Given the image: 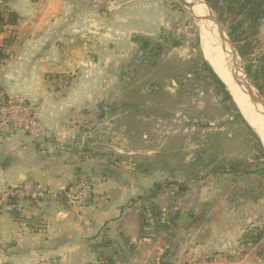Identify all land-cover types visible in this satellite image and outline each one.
Listing matches in <instances>:
<instances>
[{
  "label": "crops",
  "instance_id": "0c3cea01",
  "mask_svg": "<svg viewBox=\"0 0 264 264\" xmlns=\"http://www.w3.org/2000/svg\"><path fill=\"white\" fill-rule=\"evenodd\" d=\"M136 4L144 13L132 9ZM58 6V14L50 18L40 16L35 3L33 9L13 8L20 13L16 25L20 33L0 66V90L8 99L34 106L49 140L37 143L19 131L0 133V198L27 183L43 193L38 199L16 197L13 204L6 198L0 206V264H100V256L112 264H161L164 258H157V247L151 248L149 239L140 236L133 211L137 197L100 169L118 165L116 154L131 155L133 149L123 145L112 149L114 153L109 149L94 155L95 151L80 144L79 121L86 119L81 112L90 113V121L98 120L99 87L120 90L106 100L124 108L123 112L113 116L102 111L105 117L113 116L110 122L121 124V132L130 141V132L146 119V106L160 105L138 101L131 90L139 85L125 78L115 81L111 75L99 81L97 56L129 60L138 55L141 43L154 40L164 29L162 1L121 6L114 16L117 24L106 29L107 25L96 29L100 19L84 17L86 9L75 3L60 0ZM126 9H131L130 17ZM67 10L70 17L64 16ZM113 67L115 72L122 70L118 63ZM70 71L74 79L67 85L52 80ZM102 71L112 73L111 63H105ZM175 104L170 105L171 112ZM83 182L89 191L80 199L76 192ZM241 233L191 238L179 248L174 264H238L226 262L220 254L232 251ZM102 242L107 246L100 248ZM210 255V262L193 261Z\"/></svg>",
  "mask_w": 264,
  "mask_h": 264
},
{
  "label": "rangeland",
  "instance_id": "374dc122",
  "mask_svg": "<svg viewBox=\"0 0 264 264\" xmlns=\"http://www.w3.org/2000/svg\"><path fill=\"white\" fill-rule=\"evenodd\" d=\"M61 1L83 7L86 9L84 17L93 15L100 19L96 29L107 25L106 29L117 24L114 20L116 9L134 2L146 5L148 0H83L88 5L76 0ZM157 1H162L160 12L165 16L166 24L154 40L146 41L156 50L148 55L140 51L129 59L130 62L117 56L110 59L101 55L97 56V61L100 65L99 81L111 75H114L115 81L125 78L139 85L131 90V95L138 101L143 104L146 99L148 103H160L161 106H146V119L133 128L134 131L130 132L133 133L132 138L128 141L119 128L121 124L109 121L122 113L124 108L113 107L106 100L122 91L99 87L98 120L94 117L90 121L91 114L81 112L86 119L79 121L83 129L80 144L95 151L94 155L97 156L102 151L114 153L112 149L123 145L133 149L131 155L116 154L118 165H102L100 169L106 170L102 175L116 180L121 188L137 197L133 211L139 224L150 204L160 213L156 219L158 223L174 218V225L169 230L154 231L149 226L145 231L144 237L149 239L151 248L157 247V258H164L161 264L176 263L179 248L191 238L200 235L208 237L214 232H225L222 236H229L235 230H242V233L232 251L221 253V258L238 264H264V156L255 132L249 131V124L243 116L245 122L237 116L233 106L222 99V94L209 80L201 62L203 59L208 64L203 36L212 34L210 37L216 42L210 39L213 40L210 44L220 46L217 28L214 26L212 31L206 32L210 23H199L176 0ZM59 2L0 0V9H27L35 3L40 16L50 18L58 14ZM195 8L196 15L204 16L198 5L195 4ZM132 9L144 13L137 4ZM126 10L130 17L131 9ZM16 13L19 17L20 13ZM212 13L220 20L227 39L234 44L238 67L264 100V23L260 21L254 29L247 20L239 18L242 19L240 24L234 27L239 21L237 18L227 14L220 17L213 10ZM64 16L70 17V11L67 10ZM31 17H34L33 12ZM16 25L0 33V47L7 50L8 56L19 37L20 31L16 30ZM232 27L231 36L229 31ZM109 62L113 71L105 74L102 67ZM117 63L122 70L115 72L113 65ZM73 75L70 71L60 79L52 80L65 86L74 79ZM15 101L30 104L25 100ZM171 104L176 105L172 112ZM103 109L105 113L112 114V118L103 116ZM32 140L42 143L41 140ZM140 161L141 165L138 164ZM230 166L235 168V173L213 172L216 168L226 169ZM156 183L161 188L151 197ZM145 218L150 221V215ZM243 233L247 239L241 238ZM198 257H194L193 261L206 263L212 259V255Z\"/></svg>",
  "mask_w": 264,
  "mask_h": 264
},
{
  "label": "trees",
  "instance_id": "16d2710c",
  "mask_svg": "<svg viewBox=\"0 0 264 264\" xmlns=\"http://www.w3.org/2000/svg\"><path fill=\"white\" fill-rule=\"evenodd\" d=\"M204 1L220 17H222L223 14H227L228 16L229 15L233 16L234 18H237L238 20L239 18H243L244 20H247L250 26L253 27L254 29L258 27V23L260 21L264 23V0H220V1H215V2L211 0H204ZM18 18L19 17L16 12L11 11V10H1L0 9V33L3 32V30L7 27L15 26L18 22ZM241 20L242 19L237 21V23L234 24V27L237 24L239 25ZM234 27H232L231 30L229 31V34L231 36H232V31ZM173 45H176V43H174ZM140 49L144 55L152 54L153 51L156 50L154 49V46L150 47L147 42L141 43ZM7 58H8L7 50L1 46L0 47V66ZM201 62L203 64L204 70L207 72V76L209 80L211 81L212 84L216 86V89L218 90V92L222 94V99L224 101L229 102L233 106L234 110L236 111L237 116L240 117L243 120V122H245V120L241 117V114L239 113L235 104L233 103L232 98L229 92L227 91V89L225 88V85L223 84V82L218 78V76L215 74L212 68L206 63V61L202 59ZM262 71H264V68L262 69ZM247 74L250 75L249 71H247ZM247 129L249 131H252V129H250L248 125H247ZM256 139H257V143L260 148V151L262 155L264 156L263 146L260 140L258 139V137ZM213 172H217V173H227V172L233 173L234 172L235 173L236 171L234 167L230 166V167H227L226 169L216 168L213 170ZM160 188H161L160 184L158 183L154 184L153 189L151 191V197H153L154 194L157 192V190H159ZM6 202L9 204H13L16 202V197L15 196L7 197ZM145 212H146V215H145ZM145 212H144V215L142 216V221H140V224H139L140 236H146L145 231L149 228V226L153 227L152 230L157 231L159 229L169 230V228L172 225H174L175 220L174 218H171V217L166 222L158 223L156 219L160 217V213L157 210V208L151 204L149 205L148 209H145ZM148 215H150V221L146 219L147 217L145 218V216H148ZM242 237H245L247 239V236L246 234L244 235V233L242 234L241 238ZM98 246L100 248L106 247L107 243L102 242L98 244ZM100 258H101L100 264H112L111 260L102 258L101 256Z\"/></svg>",
  "mask_w": 264,
  "mask_h": 264
},
{
  "label": "bare ground",
  "instance_id": "6f19581e",
  "mask_svg": "<svg viewBox=\"0 0 264 264\" xmlns=\"http://www.w3.org/2000/svg\"><path fill=\"white\" fill-rule=\"evenodd\" d=\"M185 1L193 4V8L189 9V11L191 15L199 23H210V27L207 28L206 32L208 30L212 31V28L215 26V24L210 21L204 20V18L207 17V15L209 14V11L205 6V4L201 0H185ZM195 4L198 5L203 10L204 16L196 15ZM211 35H208L207 33L205 36H203L204 39L202 40V43L203 45H205L204 46L205 58L209 66L218 76V78L224 83L225 88L229 92L233 102L240 110L243 118L248 122L249 126L259 137L260 142L264 148V110L260 105L252 103L248 97V94H246L245 88L242 86H238L234 81L235 77L242 78L243 75L241 74V72L237 73L234 70L236 63L233 59L232 51L230 50V47L227 48L226 47L227 44H222V43L220 44L219 47L212 46L210 42H213L214 39L210 37Z\"/></svg>",
  "mask_w": 264,
  "mask_h": 264
},
{
  "label": "built area",
  "instance_id": "2783aa9c",
  "mask_svg": "<svg viewBox=\"0 0 264 264\" xmlns=\"http://www.w3.org/2000/svg\"><path fill=\"white\" fill-rule=\"evenodd\" d=\"M9 130L22 132L31 139L45 142L49 140L48 134L36 117L34 107L21 101L10 100L0 92V133ZM88 191L89 186L83 182L77 188L76 195L83 199ZM13 196L38 199L43 196V193L27 183L17 190L7 191L5 196L0 198V206L7 197Z\"/></svg>",
  "mask_w": 264,
  "mask_h": 264
},
{
  "label": "water",
  "instance_id": "95a60500",
  "mask_svg": "<svg viewBox=\"0 0 264 264\" xmlns=\"http://www.w3.org/2000/svg\"><path fill=\"white\" fill-rule=\"evenodd\" d=\"M76 1H79L80 3H83V4H86L88 5L89 3L87 2H84L83 0H76ZM182 7H184L185 9L188 10V12L190 13L189 9H192L193 8V4L191 3H188L186 2L185 0H176ZM204 3V2H203ZM205 6L207 7L208 11H209V14L207 15V17L204 18L205 21H210L212 23L215 24L216 28H217V32H218V36H219V39H220V44H227L229 47H230V50L232 51V56H233V59L236 63V66L234 68V70L238 73V72H241V74L243 75L242 78H239V77H235L234 78V81L236 82V84L238 86H242L245 88L246 90V94H248V97L250 99V101L252 103H255V104H258L262 107V109L264 110V100L262 99V97L257 93L255 87L253 85H251L249 83V81L247 80L246 78V75L244 72L241 71V69L238 67V62H236L238 59V55L236 53V50H235V47H234V44L232 41H230L229 39H227V37L225 36L224 34V30H223V26L220 22V20L214 16V14L212 13V10L211 8L206 4L204 3ZM191 14V13H190ZM192 16V15H191ZM193 17V16H192ZM194 18V17H193ZM223 51V50H222ZM216 74V73H215ZM224 84V83H223ZM258 137V136H257ZM259 139V137H258ZM260 140V139H259Z\"/></svg>",
  "mask_w": 264,
  "mask_h": 264
}]
</instances>
